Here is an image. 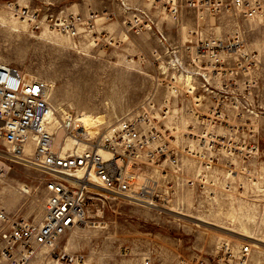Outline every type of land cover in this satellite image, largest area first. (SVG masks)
I'll use <instances>...</instances> for the list:
<instances>
[{
  "label": "rangeland",
  "instance_id": "1",
  "mask_svg": "<svg viewBox=\"0 0 264 264\" xmlns=\"http://www.w3.org/2000/svg\"><path fill=\"white\" fill-rule=\"evenodd\" d=\"M170 1L177 2L175 14ZM231 1L0 0V64L47 81L59 111L80 113L98 126L149 111L155 97L162 134L182 157L187 179L200 172L190 149L201 138L203 145L211 142L208 133L220 144L213 195L180 187L169 210L107 196L89 199L87 224L66 235L58 252L82 257V264H264V17L247 20ZM16 7L39 10L38 22L24 23ZM61 12L94 13L95 27L79 38L50 30L47 15L60 18ZM215 39L240 41V52L224 64L231 78L211 88L218 101L204 93L203 114L219 105L220 124L215 130L200 126L185 99L172 102L168 117L160 115L171 98L166 84H157L172 74L167 49ZM189 57L181 55L186 64ZM38 175L18 166L0 183V202L11 216L43 219ZM25 186L28 195L21 192ZM38 264L59 263L49 258Z\"/></svg>",
  "mask_w": 264,
  "mask_h": 264
},
{
  "label": "built area",
  "instance_id": "2",
  "mask_svg": "<svg viewBox=\"0 0 264 264\" xmlns=\"http://www.w3.org/2000/svg\"><path fill=\"white\" fill-rule=\"evenodd\" d=\"M170 2L172 13H177V2ZM231 5L247 20L264 17L262 0H232ZM15 11L29 24L37 23L40 17L39 10L29 7H16ZM61 14L60 18L47 15V25L72 38L91 32L97 21L94 13ZM239 44L225 45L215 39L195 48L167 49L172 74L169 78L164 73V81L158 79L157 84H166L171 98L163 102L159 114L166 117L169 113L166 103L170 107L177 100H189L193 104L189 112L199 125L215 130L221 118L219 105L213 104L210 114H203L204 93L211 91L212 102L218 101L211 88L217 81L231 78L224 64L240 52L236 48ZM184 53L190 56V64L181 59ZM249 60L250 65L256 64V56ZM187 75L193 77L191 86ZM52 92L47 81L0 64V183L22 166L39 174L45 192L39 223L11 216L0 202V264H38L49 258L59 264H73L71 257L57 250L66 235L87 224L89 199L107 196L148 209L169 210L180 187L197 186L214 194L216 150L220 146L214 133H208L211 142L203 145L201 138L198 148L187 154L198 161L200 170L195 179H187L182 157L162 134L165 124L155 115V97L153 109L148 106L149 111L143 108L141 115L97 126L80 113L59 111ZM169 132L176 133L177 129L172 127ZM22 192L29 194L27 187ZM249 251L244 248V254Z\"/></svg>",
  "mask_w": 264,
  "mask_h": 264
},
{
  "label": "bare ground",
  "instance_id": "3",
  "mask_svg": "<svg viewBox=\"0 0 264 264\" xmlns=\"http://www.w3.org/2000/svg\"><path fill=\"white\" fill-rule=\"evenodd\" d=\"M25 23V22H24ZM29 25V24H28ZM48 31V30H47ZM31 78V77H30ZM186 80H187V83L188 82H190L191 81V83H189V86H191L192 85V80H193V77L191 76V75H187V78H186ZM152 101H153V98H151V100L149 101V104H148V106L152 109ZM166 106L168 107V110H169V105H168V103H166ZM169 113H170V110H169ZM169 113L167 114V116L166 117H168V115H169ZM59 135H61V134H59ZM60 139V138H59ZM72 144V143H71ZM21 192H22V190H21ZM23 193V192H22ZM83 226H85V225H83ZM69 257H71L72 258V263L73 264H82L83 262H84V259L82 258V257H80L79 258V256H75V255H69V254H67ZM77 258H79V259H77ZM81 259V260H80Z\"/></svg>",
  "mask_w": 264,
  "mask_h": 264
},
{
  "label": "crops",
  "instance_id": "4",
  "mask_svg": "<svg viewBox=\"0 0 264 264\" xmlns=\"http://www.w3.org/2000/svg\"><path fill=\"white\" fill-rule=\"evenodd\" d=\"M123 3H124V0H123ZM184 47V46H183ZM183 47H172L171 49H176V48H182L183 49Z\"/></svg>",
  "mask_w": 264,
  "mask_h": 264
}]
</instances>
